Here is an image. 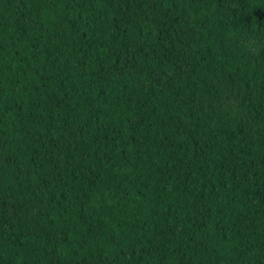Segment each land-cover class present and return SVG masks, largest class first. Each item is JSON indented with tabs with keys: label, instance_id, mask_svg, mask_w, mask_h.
I'll use <instances>...</instances> for the list:
<instances>
[{
	"label": "trees",
	"instance_id": "trees-1",
	"mask_svg": "<svg viewBox=\"0 0 264 264\" xmlns=\"http://www.w3.org/2000/svg\"><path fill=\"white\" fill-rule=\"evenodd\" d=\"M0 264H264V0H0Z\"/></svg>",
	"mask_w": 264,
	"mask_h": 264
}]
</instances>
